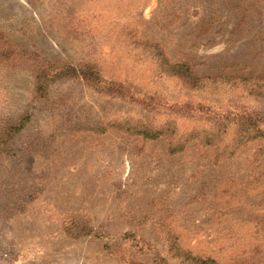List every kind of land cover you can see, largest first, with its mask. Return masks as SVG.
Wrapping results in <instances>:
<instances>
[{
    "label": "rangeland",
    "instance_id": "obj_1",
    "mask_svg": "<svg viewBox=\"0 0 264 264\" xmlns=\"http://www.w3.org/2000/svg\"><path fill=\"white\" fill-rule=\"evenodd\" d=\"M127 29L206 87L128 55ZM0 36V137L32 115L0 154V264H156L141 246L162 251L168 235L202 259L264 264V138L222 154L195 139L173 153L171 134L116 128L127 118L171 122L180 139L226 111L256 115L264 128V92L223 83L264 77V0H0ZM62 64H94L100 87L137 93L75 78L39 99L37 73ZM83 228L100 237H71Z\"/></svg>",
    "mask_w": 264,
    "mask_h": 264
},
{
    "label": "trees",
    "instance_id": "obj_2",
    "mask_svg": "<svg viewBox=\"0 0 264 264\" xmlns=\"http://www.w3.org/2000/svg\"><path fill=\"white\" fill-rule=\"evenodd\" d=\"M126 31L128 34V55H132L134 51H138L140 54H142L141 57H144V61L149 60L155 66H158L157 70L161 75H167L170 77L182 76L183 79L188 81V84L193 89L202 90L206 87L207 80H203L202 78L194 75L189 65L186 63L171 64L165 57V53L159 45L145 40H139L136 38L137 36L134 31H129L128 29ZM3 38L7 39L5 36H0V40H3ZM4 47L5 46L0 47V57L8 58V50H4ZM61 66L62 67L56 71L49 69L47 71H41L37 73L33 80V86L35 95H37L39 99H48L52 84L75 78L82 79L97 90L107 89L100 87L104 81L101 77L99 68L94 64H85L79 68L65 64H62ZM224 81L225 82L223 83L228 84L227 86L230 88H236L240 86L246 87L250 95L259 96L264 92L263 76L256 78V80L252 78H227ZM136 89L138 88L133 85H117L115 83H109L107 90L108 92H114L117 94L123 93L121 95H127L128 97L133 98V96L137 93ZM227 112L228 111L222 115L220 113H207L206 116L201 117V121L204 120L206 126L188 130L182 137H180V139L177 138L180 135V129L177 128L176 124L170 125L172 124L171 122L167 124L153 125L151 123L145 124L143 122H139V120L127 118V120L121 121L122 125H117L116 128L130 133L131 135L141 136L150 140L160 139L166 134H171L172 138L174 139H172L170 142V150L173 153L182 151L185 142L195 139L203 144L216 147L217 153L222 154L225 152H232V148L236 144V141L245 142L253 139L264 138V128L261 125V122L256 119V115L251 116V114L243 115L241 112H236V114ZM31 118V114H26L19 121L8 125L0 137V154L4 152H10L8 149L9 141L26 127ZM228 119H230V121H227ZM235 119H240V125H243L240 127L239 131H237V136L234 142L224 147L223 137L228 133V128L232 125ZM114 126L115 125L113 124L112 127ZM98 130L104 129L98 127ZM92 235L100 237V235L96 234L92 229L89 228L80 229L78 232H76V234H71V237L83 238ZM164 240V248L162 251L157 249V247L153 246L152 244H145L141 246V250L146 254L151 255L156 264H220L215 260L209 258L202 259L182 250L178 244L177 238L174 236L168 235ZM106 246L109 248L108 244Z\"/></svg>",
    "mask_w": 264,
    "mask_h": 264
}]
</instances>
